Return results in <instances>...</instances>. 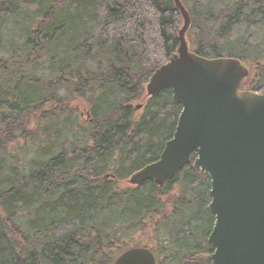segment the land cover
<instances>
[{
    "label": "trees",
    "instance_id": "trees-1",
    "mask_svg": "<svg viewBox=\"0 0 264 264\" xmlns=\"http://www.w3.org/2000/svg\"><path fill=\"white\" fill-rule=\"evenodd\" d=\"M181 2L190 49L250 62L264 88V0ZM181 27L173 0H0V264H113L137 247L210 264L194 154L161 187L124 182L175 131L171 90L145 87Z\"/></svg>",
    "mask_w": 264,
    "mask_h": 264
},
{
    "label": "water",
    "instance_id": "water-1",
    "mask_svg": "<svg viewBox=\"0 0 264 264\" xmlns=\"http://www.w3.org/2000/svg\"><path fill=\"white\" fill-rule=\"evenodd\" d=\"M176 53L149 79L145 94L170 89L181 106L173 136L157 161L133 173L128 183L151 181L161 187L191 163L210 179L209 212L214 217L207 241L210 264H264V95L241 92L246 64L231 58L207 59L189 49L191 19L181 0ZM141 105L135 107L139 110ZM113 264H156L146 248H130Z\"/></svg>",
    "mask_w": 264,
    "mask_h": 264
},
{
    "label": "flooded vegetation",
    "instance_id": "flooded-vegetation-1",
    "mask_svg": "<svg viewBox=\"0 0 264 264\" xmlns=\"http://www.w3.org/2000/svg\"><path fill=\"white\" fill-rule=\"evenodd\" d=\"M258 66V65H257ZM253 73V76H251V73L248 77V79L244 80L240 86V91L241 92H252V93H256L258 95H264V88H260L259 87V74L256 70L254 69H251ZM196 157V156H195ZM193 163V162H192ZM191 164V163H190ZM189 164V165H190ZM192 165V164H191ZM138 248V247H137ZM141 248V247H139ZM212 252H213V249H212ZM211 252V253H212Z\"/></svg>",
    "mask_w": 264,
    "mask_h": 264
},
{
    "label": "rangeland",
    "instance_id": "rangeland-1",
    "mask_svg": "<svg viewBox=\"0 0 264 264\" xmlns=\"http://www.w3.org/2000/svg\"><path fill=\"white\" fill-rule=\"evenodd\" d=\"M187 37H188V31H187V33H186V39H187ZM243 63V62H242ZM249 63L250 62H246V63H243V64H246V66L248 67V71H249V75H250V73L252 72V70L251 69H254L255 70V66L254 65H249ZM262 62H259V64H261ZM253 73L254 72H252L251 73V76H253ZM258 81H259V79H258ZM259 83V82H258ZM139 105V104H138ZM142 107V106H141ZM140 111H142V109L140 108L137 112H140ZM86 112V110H82L81 111V114H80V118H81V120H84L85 119V113ZM128 179H129V177L124 181L125 183H127L128 185H130L129 183H128ZM205 197H206V194H205ZM205 197H203V200L205 199ZM210 197V196H209ZM210 202V201H209ZM208 205H209V203H208ZM206 209L208 208V206L207 207H205ZM168 209V208H167ZM208 210V209H207ZM140 238H146V237H140ZM139 248V247H138ZM155 256V259H156V264H157V259L160 257L158 254L156 255H154Z\"/></svg>",
    "mask_w": 264,
    "mask_h": 264
},
{
    "label": "bare ground",
    "instance_id": "bare-ground-1",
    "mask_svg": "<svg viewBox=\"0 0 264 264\" xmlns=\"http://www.w3.org/2000/svg\"><path fill=\"white\" fill-rule=\"evenodd\" d=\"M187 167V166H186ZM178 175V174H177Z\"/></svg>",
    "mask_w": 264,
    "mask_h": 264
}]
</instances>
